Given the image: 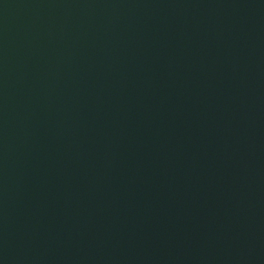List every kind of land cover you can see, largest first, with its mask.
<instances>
[{
    "label": "water",
    "instance_id": "water-1",
    "mask_svg": "<svg viewBox=\"0 0 264 264\" xmlns=\"http://www.w3.org/2000/svg\"><path fill=\"white\" fill-rule=\"evenodd\" d=\"M0 264H264V0H0Z\"/></svg>",
    "mask_w": 264,
    "mask_h": 264
}]
</instances>
